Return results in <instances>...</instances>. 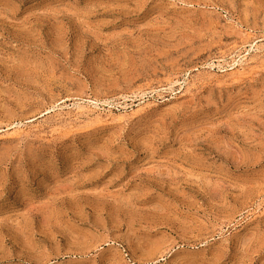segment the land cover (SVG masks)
<instances>
[{"label": "rangeland", "instance_id": "obj_1", "mask_svg": "<svg viewBox=\"0 0 264 264\" xmlns=\"http://www.w3.org/2000/svg\"><path fill=\"white\" fill-rule=\"evenodd\" d=\"M0 264H264V0H0Z\"/></svg>", "mask_w": 264, "mask_h": 264}]
</instances>
